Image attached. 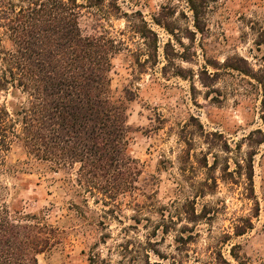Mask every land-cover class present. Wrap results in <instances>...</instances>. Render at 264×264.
<instances>
[{
	"label": "rangeland",
	"instance_id": "obj_1",
	"mask_svg": "<svg viewBox=\"0 0 264 264\" xmlns=\"http://www.w3.org/2000/svg\"><path fill=\"white\" fill-rule=\"evenodd\" d=\"M210 6L205 34L187 0H105L82 10L83 34H105L121 49L112 95L127 109L136 173L85 178L80 164L53 169L13 145L0 165V205L52 229L39 264H264V0ZM136 12L158 35L157 59L133 31ZM162 12L178 38L155 24ZM239 57L254 77L206 62Z\"/></svg>",
	"mask_w": 264,
	"mask_h": 264
},
{
	"label": "trees",
	"instance_id": "obj_2",
	"mask_svg": "<svg viewBox=\"0 0 264 264\" xmlns=\"http://www.w3.org/2000/svg\"><path fill=\"white\" fill-rule=\"evenodd\" d=\"M187 3L195 29L205 34L210 0ZM104 4L105 0H0V165L18 144L28 157L50 163L53 169L80 164L77 174L85 178L136 173L127 152V109L112 95L110 75L121 49L105 34H83L79 24L83 9ZM113 5L120 10L116 2ZM134 17L133 31L147 41L149 57L157 59V33L141 12ZM154 22L179 37L164 12ZM186 33L194 42L195 33ZM237 59L206 62L214 70L221 66L254 77L251 68L243 70V58ZM9 95L26 100L15 104L7 100ZM85 183L87 189L101 192L89 186L88 179ZM116 188L120 184L111 187ZM250 228L249 220L236 235ZM53 234L36 216L18 220L0 205V264H39L38 256L51 249Z\"/></svg>",
	"mask_w": 264,
	"mask_h": 264
}]
</instances>
